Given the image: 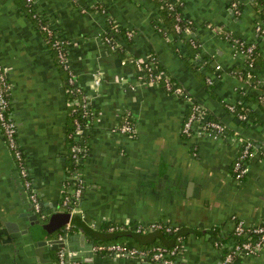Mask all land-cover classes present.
<instances>
[{"label": "crops", "instance_id": "1", "mask_svg": "<svg viewBox=\"0 0 264 264\" xmlns=\"http://www.w3.org/2000/svg\"><path fill=\"white\" fill-rule=\"evenodd\" d=\"M35 1L43 20L67 42L70 69L96 111L81 135L88 149L80 164L85 189L69 232L82 231L94 247L113 240L136 248L170 246L181 235L175 264H223L226 250L215 242H234V219L264 225V108L257 101L258 88L243 95L248 84L235 76L241 62L224 37L228 32L258 44L264 59V37L256 30L257 24L264 26L260 8L251 0H235L238 11L232 0H181L182 13L194 29L186 39L170 41L158 27L164 25L160 0ZM110 22L119 26L112 36L117 49L104 41ZM189 37L198 49L187 43ZM150 55L225 125V135L215 140L182 134L188 101L137 83L132 60ZM0 62L11 84L18 145L45 219L36 215L46 224L61 208L63 181L71 168L70 106L65 74L23 0H0ZM255 73L264 82V70ZM97 74L101 85L93 90ZM226 102H243L248 120L239 121ZM124 116L132 119V136L110 131ZM244 140L255 153L245 177L236 180L232 166ZM33 213L0 129V264H57V252L45 248L39 255L36 245L4 225L14 222L23 229L21 216ZM152 223L178 227L179 232L148 229ZM110 226L119 228L110 231ZM75 264L90 263L82 259ZM92 264L154 263L97 252ZM231 264H264V248L256 255H238Z\"/></svg>", "mask_w": 264, "mask_h": 264}, {"label": "built area", "instance_id": "2", "mask_svg": "<svg viewBox=\"0 0 264 264\" xmlns=\"http://www.w3.org/2000/svg\"><path fill=\"white\" fill-rule=\"evenodd\" d=\"M28 8L27 11L32 18H35L39 22L40 30L50 40L52 48L56 51L59 63L64 70L68 73V88L67 93L71 96L68 100V105L73 107L72 111L79 106L82 111V117L94 118L96 115L95 108L91 105V97L83 92V89L76 80V76L70 69L68 63L67 54V42L59 37L55 31L49 26V24L43 20L41 15L36 10L35 0H25ZM166 6L170 14L174 19V30L176 39H186L187 36L193 32V22L190 18H187L182 13L183 2L181 0H161ZM255 4V0H251ZM233 9L238 11V4L235 0L231 1ZM263 8H260L262 11ZM86 9H83L85 11ZM264 11V9H263ZM42 21V22H41ZM110 31L104 34V41L113 49L120 48V46L113 40L112 36L115 32L119 31V26L113 22L109 23ZM161 27H159L160 30ZM163 33L171 41V35L168 34L165 27L161 28ZM256 30L264 37V26L261 24L256 25ZM126 37L131 38V32H126ZM225 39L229 41L234 55H236L240 62V71L235 72V76L239 81H243L248 84L246 89H242L243 95H246L250 90V87H256L260 91L257 95L260 102H263L264 95V82L257 79L255 71L259 70L260 66L256 64V44L248 43L233 36L231 33L226 32ZM187 43L194 49H198L199 45L196 41L189 37ZM133 64L137 70L138 78L137 83L143 86H153L163 89L168 94L177 95L183 97L188 101V114L182 124V134L191 137H211L213 139H219L226 133V127L224 124L211 120L208 118V111L199 102L187 95L184 89L175 84L166 73L159 69L157 61L154 56L150 55L144 60L133 59ZM208 84L212 83L211 78H207ZM101 85V76L96 75L91 83L93 90H96ZM11 84L7 76L6 67L0 62V129L5 138L8 148L11 150L13 159L17 165L19 174L22 178L23 187L25 188L28 198L33 206L35 214L39 215L41 219H45L43 213L41 201L32 182L27 173L25 156L18 145L17 141V122L15 115L11 107L10 101ZM264 103V102H263ZM236 105H240V111L236 108ZM226 109L234 114L239 121H247L248 117L244 109L247 108L243 102L238 103H225ZM75 130L71 132L68 137L70 138L69 153L72 159V167L66 172L65 180L63 181V195L60 203V210L69 213L72 218L73 215L78 213L79 204L82 199L83 190L85 189V180L80 168L82 160L87 156L88 149L83 142L81 136L83 131L89 125H85L82 128L80 121L75 119ZM111 133H119L126 136H132L134 133V127L130 116H125L120 124L114 126ZM255 150L252 143L249 140H244L240 145L238 156L236 157L232 170L236 180H241L248 172L249 160L253 157ZM234 227L232 236L234 242L230 245H225L224 242L216 241V246L225 248V256L223 264H231L233 259L238 255H256L264 248V225H247L243 220L234 219ZM119 227L110 226V231H115ZM71 229V220L64 228L63 233ZM144 228L138 227L136 230L140 231ZM148 229H164L166 232L177 233L178 227L169 225H162L160 223H152ZM60 235L59 237H61ZM178 244L172 247H166L163 245L153 246L151 249H139L135 247H126L119 243H111L106 245H97L94 247V251L103 255H115L118 257L134 258L140 261L151 262L154 264H175V258L177 257L181 249V236L178 235ZM74 253H69L73 255ZM66 257L64 249H59L57 252V264H66Z\"/></svg>", "mask_w": 264, "mask_h": 264}, {"label": "water", "instance_id": "3", "mask_svg": "<svg viewBox=\"0 0 264 264\" xmlns=\"http://www.w3.org/2000/svg\"><path fill=\"white\" fill-rule=\"evenodd\" d=\"M21 217L25 218L26 221V225L23 229L20 228V224L18 226V223L15 224L14 222H5L4 225L8 231L20 232L27 241L36 245V252H38L39 255H41V252L44 251L45 248L55 252H58L59 249H64L66 264L79 263L82 259L92 264L93 257L96 254L93 249L94 240L87 241V237L82 231L71 234L69 229L67 232L63 233L64 226L72 219L69 213L56 211L50 215L46 224H40V220L35 213L27 219L25 214ZM59 229L60 232L57 233ZM54 234H56V237H51L54 236ZM60 235L62 236L59 237ZM69 253L74 254L70 256Z\"/></svg>", "mask_w": 264, "mask_h": 264}, {"label": "trees", "instance_id": "4", "mask_svg": "<svg viewBox=\"0 0 264 264\" xmlns=\"http://www.w3.org/2000/svg\"><path fill=\"white\" fill-rule=\"evenodd\" d=\"M167 1H169V0H167ZM255 1H256L255 2V6H256L257 9L258 8H263L264 9V3L262 2V0H255ZM23 3H24V9L27 11L28 5H27L26 1L23 0ZM159 3L161 5V9L159 10L160 11V19L162 20L161 22L164 25H159L158 27H161V28L165 27L167 29L168 34H170L173 38H176L177 35L175 34L176 32H175L174 27H173V24H174L173 16L170 14V12L168 11V9L166 8V6L163 4V2L161 0L159 1ZM263 9L261 11V13H262L261 16L263 17V20H264V11H263ZM27 13H28V11H27ZM32 19H33V21H35V23L37 25V28L40 30V26H39L38 20L35 19V18H32ZM193 28H194V26H193ZM109 31H110V28L108 27V29L106 30V33H108ZM45 38H46L47 44L50 46L51 50L53 51V53H54V55L56 57V61H57L58 67L63 72V74H65V82H66L65 85H67L66 88H68V86H69L68 85V73H67L66 70H64V68L62 67V65L59 63V60H58L56 51L51 46V43H50V40L51 39L49 40L46 36H45ZM256 49H257V51H259V53L256 52V64H258L260 66V68H262L264 70V59H263L262 54H261V52L259 50L258 44L256 45ZM185 93L187 95H189L186 91H185ZM67 96H68V100H70L71 99V96L69 94ZM248 98H250V97H248ZM248 98H247V100H248ZM257 101L264 108V103H263L264 102V95H263V102H260L258 97H257ZM236 108L240 111V105H236ZM72 109H73V107H69V116H70V118H69L70 127L68 129L69 134L75 130V124H74L75 119H77L78 121H80L82 128H84L85 125L91 123V120H92V118L82 117V111H81V109H80L79 106H76V109L74 111H72ZM244 112H246L247 117H248V115H249V109H248V107L244 109ZM208 118L211 119V120H215V121L220 122L219 120L212 118L209 113H208ZM241 122H245V121H241ZM220 123H222V122H220ZM68 141L71 143L70 138H68ZM70 143H69V145H70ZM69 162H70L71 167H72V159L70 157V153H69ZM62 212H64V211H62ZM62 228H60V229H62ZM60 229H59V231H57V233L60 232ZM161 230H163V232H166V231H164V229H161ZM177 237L178 236L176 235V242L173 245L179 243V241H177ZM181 240H182V238H181ZM218 241L221 242L222 240L221 239H218ZM111 243H118V240H113L112 242H110V244ZM103 245H105V244H103ZM157 245H161V244H155V245L145 246V247H141L139 249L147 250V249H151L153 246H157ZM173 245H170V246L163 245V246L172 247ZM126 247H131V246H126Z\"/></svg>", "mask_w": 264, "mask_h": 264}]
</instances>
